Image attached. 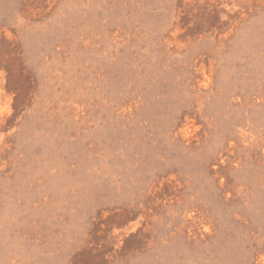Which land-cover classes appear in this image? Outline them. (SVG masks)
<instances>
[{"label": "rangeland", "instance_id": "374dc122", "mask_svg": "<svg viewBox=\"0 0 264 264\" xmlns=\"http://www.w3.org/2000/svg\"><path fill=\"white\" fill-rule=\"evenodd\" d=\"M0 264H264V0H0Z\"/></svg>", "mask_w": 264, "mask_h": 264}]
</instances>
